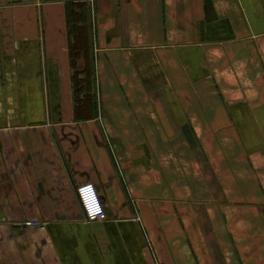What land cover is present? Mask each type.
Returning <instances> with one entry per match:
<instances>
[{
	"label": "crops",
	"instance_id": "0c3cea01",
	"mask_svg": "<svg viewBox=\"0 0 264 264\" xmlns=\"http://www.w3.org/2000/svg\"><path fill=\"white\" fill-rule=\"evenodd\" d=\"M0 264H264V0H0Z\"/></svg>",
	"mask_w": 264,
	"mask_h": 264
},
{
	"label": "built area",
	"instance_id": "2783aa9c",
	"mask_svg": "<svg viewBox=\"0 0 264 264\" xmlns=\"http://www.w3.org/2000/svg\"><path fill=\"white\" fill-rule=\"evenodd\" d=\"M89 188H91V191H88ZM77 194L85 218L88 222H96L107 219V213L104 204L100 198L96 186L93 183H86L78 186ZM97 208L99 211H97ZM26 225L31 227H44V225L41 223L34 221H29L26 223Z\"/></svg>",
	"mask_w": 264,
	"mask_h": 264
},
{
	"label": "trees",
	"instance_id": "16d2710c",
	"mask_svg": "<svg viewBox=\"0 0 264 264\" xmlns=\"http://www.w3.org/2000/svg\"><path fill=\"white\" fill-rule=\"evenodd\" d=\"M77 5V4H76ZM74 16L75 19L80 18L82 19L83 17V12H74ZM88 16L90 17V11H88ZM75 26V25H74ZM86 27L88 28V25L86 24ZM89 42V41H88ZM73 50H74V63L77 62L76 56H78L79 54H81L82 52H86L89 50L88 44H87V37H86V30L83 28H77L76 33L74 34V43H73ZM86 63H87V67H86V76L85 79H82L83 81H87L88 83L91 82V78L93 79L94 76V69H95V63H94V59L92 57L87 56L86 58ZM76 76V75H75ZM77 78V76H76ZM76 82H78V80H76ZM95 82V81H94ZM76 93V102H77V108L80 106L79 105V91H75ZM92 92L89 91L88 93H86L88 99L90 98ZM91 109V108H90ZM89 109V110H90Z\"/></svg>",
	"mask_w": 264,
	"mask_h": 264
},
{
	"label": "clouds",
	"instance_id": "9594fccd",
	"mask_svg": "<svg viewBox=\"0 0 264 264\" xmlns=\"http://www.w3.org/2000/svg\"><path fill=\"white\" fill-rule=\"evenodd\" d=\"M88 191H91V188L88 189ZM97 211H99V209L97 208Z\"/></svg>",
	"mask_w": 264,
	"mask_h": 264
}]
</instances>
